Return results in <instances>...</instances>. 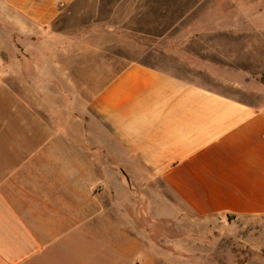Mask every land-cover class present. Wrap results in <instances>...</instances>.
Wrapping results in <instances>:
<instances>
[{"label":"crops","instance_id":"1","mask_svg":"<svg viewBox=\"0 0 264 264\" xmlns=\"http://www.w3.org/2000/svg\"><path fill=\"white\" fill-rule=\"evenodd\" d=\"M74 1L0 0V264H190L144 244V216L264 218V103L140 63L85 97L56 54L14 52Z\"/></svg>","mask_w":264,"mask_h":264},{"label":"rangeland","instance_id":"2","mask_svg":"<svg viewBox=\"0 0 264 264\" xmlns=\"http://www.w3.org/2000/svg\"><path fill=\"white\" fill-rule=\"evenodd\" d=\"M14 36L16 54H56L47 68L61 69L62 84L79 86L85 97L126 65L140 63L241 101L264 103V0H75L49 28L16 27ZM142 197L144 213H168L159 199L151 204L161 190H144ZM141 223L144 244L164 246L171 239L190 248L175 260L264 264V218L172 225L164 217L144 216Z\"/></svg>","mask_w":264,"mask_h":264}]
</instances>
